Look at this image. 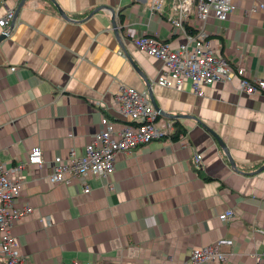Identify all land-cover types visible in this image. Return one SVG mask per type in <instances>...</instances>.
I'll return each instance as SVG.
<instances>
[{
    "label": "crops",
    "instance_id": "0c3cea01",
    "mask_svg": "<svg viewBox=\"0 0 264 264\" xmlns=\"http://www.w3.org/2000/svg\"><path fill=\"white\" fill-rule=\"evenodd\" d=\"M171 2L153 16L149 0L0 2V19L6 8L17 10L11 26L0 27L7 34L0 42V162L23 164L18 205L31 212L12 234L24 264H187L193 248L221 238L233 241L226 264H255L253 255L264 250V171L247 175L264 165V91L245 95L234 83H214L197 96L188 81L179 91L157 86L163 62L133 39L183 43L191 34L166 21ZM235 3L226 21L192 17L185 28L200 26L231 68L264 81V9L249 13L264 0ZM108 9L125 35L116 37ZM119 85L149 88L163 118L184 128L180 142L189 148L162 139L118 153L112 190L93 176L85 179L88 193L78 179L50 183L52 160L70 149L83 155L101 117L116 128L129 123L118 114ZM203 127L224 143L234 167ZM33 147L42 152L40 167L26 164ZM223 212L233 217L222 222Z\"/></svg>",
    "mask_w": 264,
    "mask_h": 264
},
{
    "label": "built area",
    "instance_id": "2783aa9c",
    "mask_svg": "<svg viewBox=\"0 0 264 264\" xmlns=\"http://www.w3.org/2000/svg\"><path fill=\"white\" fill-rule=\"evenodd\" d=\"M0 2L4 4L3 0ZM164 7L165 0H149L147 10L153 16L162 13ZM262 9L264 5L256 3L250 7L249 13ZM235 10V0H172L166 21L174 31L186 33L185 25L192 17L201 23L210 17L224 22ZM13 17L14 9L6 8L0 19V27H7ZM185 38L183 43L176 45L159 41L153 36L133 39V44L140 52L163 62L164 69L156 80L157 86L179 91L188 81L192 92L197 96L203 94V87L214 83H234L237 93L245 95L264 91L263 80L250 79L243 67L231 68L225 58L217 55L206 32L200 26L196 33L187 34ZM10 71L15 69L10 68ZM115 102L118 114L129 119V123L116 128L113 122L101 117L100 128L85 145L83 155L77 156L74 150L70 149L66 159L57 156L52 160L51 171L47 175L50 183H68L71 179H78L83 185V192L88 193L85 179L93 176L102 180L104 185L112 190L113 187L108 181L114 172V159L118 153H132L152 141L170 140L174 134L173 122L164 119L153 108L147 91H137L119 85ZM182 137L179 136V142ZM181 144L189 148L185 143ZM200 159L201 155L194 154L193 161L196 165ZM26 164L39 167L44 164L39 147L30 149ZM22 168L23 164H19L8 169L0 162V264L25 263L12 234L15 223L29 216L31 212L29 206L18 205ZM232 217V212L218 215L222 222H227ZM232 245V240L221 238L212 244L195 247L189 254L187 264H226L228 255L225 249ZM253 257L255 264H264V250Z\"/></svg>",
    "mask_w": 264,
    "mask_h": 264
},
{
    "label": "water",
    "instance_id": "95a60500",
    "mask_svg": "<svg viewBox=\"0 0 264 264\" xmlns=\"http://www.w3.org/2000/svg\"><path fill=\"white\" fill-rule=\"evenodd\" d=\"M24 0H22V2H23ZM98 10V9H97ZM109 10V12H110V16H111V25H112V28H113V31H114V33H115V35H116V37L117 38H119L121 35H125L126 33H125V26L122 24L121 26H118V24H117V22H116V19H115V12L112 10V9H108ZM59 12V14H61L62 16H63V14L60 12V11H58ZM96 11H93V13H91V14H94ZM16 13H17V10L16 11H14V17H13V20H14V18H15V15H16ZM13 20L11 21V23H10V26H11V24H12V22H13ZM119 23H122V20H119ZM6 36H7V34L6 33H4V32H2L1 34H0V42H2L5 38H6ZM133 66H134V64H133ZM134 68L136 69V67L134 66ZM147 84V83H146ZM148 94H149V99H150V101H151V104H152V106H153V108L158 112V113H160L161 115H163L162 113H161V111H160V108L155 104V102L153 101V98H152V95H151V91H150V89L148 88ZM171 118H173V117H171ZM174 118H188V117H185V116H177V117H174ZM203 128H205L209 133H210V135L215 139V141L217 142V144L223 149V151H224V153L226 154V156H227V159L229 160V163H230V165H231V167H234V163H233V161H232V159L230 158V155L228 154V152L226 151V148H225V145H224V143L220 140V138H218V136L217 135H215L210 129H208V128H206V127H203ZM264 171V165L263 166H261L259 169H257L256 171H254V172H252V173H250V174H247V175H255V174H259V173H261V172H263Z\"/></svg>",
    "mask_w": 264,
    "mask_h": 264
},
{
    "label": "trees",
    "instance_id": "16d2710c",
    "mask_svg": "<svg viewBox=\"0 0 264 264\" xmlns=\"http://www.w3.org/2000/svg\"><path fill=\"white\" fill-rule=\"evenodd\" d=\"M118 16H119V20H122V15L119 14ZM185 29L191 35L194 34V32H195V31H192L189 27H186ZM173 127H174L175 131H174V134L172 135V137L170 138V140L173 142H177L179 135L184 134L185 130H184V128L179 126L177 121L173 122Z\"/></svg>",
    "mask_w": 264,
    "mask_h": 264
},
{
    "label": "bare ground",
    "instance_id": "6f19581e",
    "mask_svg": "<svg viewBox=\"0 0 264 264\" xmlns=\"http://www.w3.org/2000/svg\"><path fill=\"white\" fill-rule=\"evenodd\" d=\"M211 19V18H210Z\"/></svg>",
    "mask_w": 264,
    "mask_h": 264
}]
</instances>
